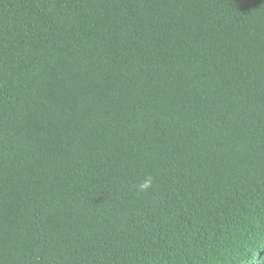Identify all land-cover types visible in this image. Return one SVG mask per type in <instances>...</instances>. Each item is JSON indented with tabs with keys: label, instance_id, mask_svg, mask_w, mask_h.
I'll return each mask as SVG.
<instances>
[{
	"label": "trees",
	"instance_id": "16d2710c",
	"mask_svg": "<svg viewBox=\"0 0 264 264\" xmlns=\"http://www.w3.org/2000/svg\"><path fill=\"white\" fill-rule=\"evenodd\" d=\"M0 264H264V0H0Z\"/></svg>",
	"mask_w": 264,
	"mask_h": 264
},
{
	"label": "clouds",
	"instance_id": "9594fccd",
	"mask_svg": "<svg viewBox=\"0 0 264 264\" xmlns=\"http://www.w3.org/2000/svg\"><path fill=\"white\" fill-rule=\"evenodd\" d=\"M154 178L151 175H147L143 180L134 186V190L137 193L147 192L153 187Z\"/></svg>",
	"mask_w": 264,
	"mask_h": 264
}]
</instances>
